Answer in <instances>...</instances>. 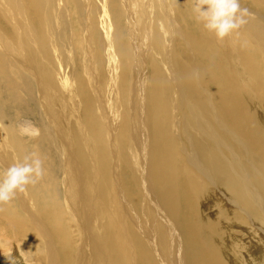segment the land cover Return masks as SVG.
<instances>
[{"label":"bare ground","instance_id":"obj_1","mask_svg":"<svg viewBox=\"0 0 264 264\" xmlns=\"http://www.w3.org/2000/svg\"><path fill=\"white\" fill-rule=\"evenodd\" d=\"M241 6L219 42L192 0H0V171L45 168L0 206V264H264V0Z\"/></svg>","mask_w":264,"mask_h":264},{"label":"clouds","instance_id":"obj_2","mask_svg":"<svg viewBox=\"0 0 264 264\" xmlns=\"http://www.w3.org/2000/svg\"><path fill=\"white\" fill-rule=\"evenodd\" d=\"M192 14L196 23L219 42L238 35L250 15L241 0H192ZM44 174L43 160L36 152L9 164L0 171V206L10 204L17 194L26 193Z\"/></svg>","mask_w":264,"mask_h":264},{"label":"rangeland","instance_id":"obj_3","mask_svg":"<svg viewBox=\"0 0 264 264\" xmlns=\"http://www.w3.org/2000/svg\"><path fill=\"white\" fill-rule=\"evenodd\" d=\"M37 113V112H36ZM36 113H35V115H36ZM37 116H38V113H37V115H36V118H37ZM39 117V116H38ZM38 119V118H37ZM33 126H37V123L35 122L34 123V125ZM25 135H26V133H25ZM27 135H29L28 133H27ZM45 181L48 183V179H45ZM49 181H53V176H50L49 177ZM14 200V199H13ZM211 204V203H210ZM212 205H214V204H212ZM212 205H210V207H212ZM255 245H257V244H255ZM259 245V244H258ZM255 249H257V250H255ZM255 249H252V251H254V255H258L259 256V259H261L260 257H262V256H264V248H262L261 249V246L259 245V247H256ZM262 250V251H261ZM257 251H261L262 252V254H261V252L260 253H258ZM257 254H256V253ZM0 254H1V252H0ZM5 255V254H4ZM4 255L3 254H1L0 255V260L2 261V260H4ZM16 256V260H13V261H11V264H14V262H15V264H27V262H26V260L21 256V255H15ZM256 258H258L257 256H256ZM9 259L10 260H12V258H7V260H5V262L3 263V264H9ZM21 259L23 260V261H21ZM262 260V259H261Z\"/></svg>","mask_w":264,"mask_h":264}]
</instances>
